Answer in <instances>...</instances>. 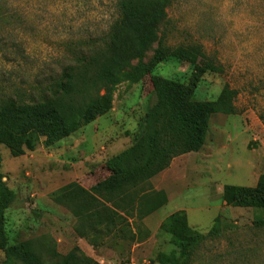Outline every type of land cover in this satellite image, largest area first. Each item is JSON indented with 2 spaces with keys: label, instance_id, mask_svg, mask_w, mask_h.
I'll return each instance as SVG.
<instances>
[{
  "label": "rangeland",
  "instance_id": "rangeland-1",
  "mask_svg": "<svg viewBox=\"0 0 264 264\" xmlns=\"http://www.w3.org/2000/svg\"><path fill=\"white\" fill-rule=\"evenodd\" d=\"M117 1L0 0V100L50 97L66 66L107 42ZM166 12L163 47L199 52L193 65L171 54L161 60L154 43L132 61L105 113L16 157L0 145V182L11 192L0 222V264H35L8 251L20 242L46 264L75 247L98 264H160L159 253L179 255L159 226L176 211L203 236L186 264H264V209L221 198L223 186H254L264 173V0H170ZM154 75L216 104L205 142L144 185L165 191L170 201L142 219L129 217L133 237L80 235L52 193L69 182L89 189L109 174L106 161L129 147L143 125Z\"/></svg>",
  "mask_w": 264,
  "mask_h": 264
},
{
  "label": "trees",
  "instance_id": "trees-1",
  "mask_svg": "<svg viewBox=\"0 0 264 264\" xmlns=\"http://www.w3.org/2000/svg\"><path fill=\"white\" fill-rule=\"evenodd\" d=\"M170 0H118V19L110 27L107 42L87 56L66 66L54 83L50 97L23 104L0 100V145L12 156L33 150L42 142L53 144L105 113L117 85L126 77L133 60H140L154 43L156 55L186 59L194 64L197 54L183 48L170 51L163 47L159 25L167 16ZM153 102L147 107L141 129L131 145L106 161L109 174L89 189L69 182L52 193L55 203L67 208L76 220L80 235L134 236L129 217L142 219L167 203L162 190L144 189L149 180L167 168L175 156L195 152L203 146L215 103L198 101L177 81L151 76ZM223 93H229L224 88ZM11 198L0 182V222ZM225 204L264 209V173L254 186H223ZM160 229L173 237L174 251L159 253L160 264H186L203 236L192 229L185 212L167 216ZM4 239L1 246L4 248ZM23 260L44 263L29 242L8 248ZM50 264H98L77 247Z\"/></svg>",
  "mask_w": 264,
  "mask_h": 264
},
{
  "label": "crops",
  "instance_id": "crops-1",
  "mask_svg": "<svg viewBox=\"0 0 264 264\" xmlns=\"http://www.w3.org/2000/svg\"><path fill=\"white\" fill-rule=\"evenodd\" d=\"M172 162V161H171ZM171 164V163H170ZM153 189H155V190H160V188H156V187H154ZM165 192V191H164ZM166 196H167V194H166ZM170 198H169V196H167V202H169L170 200H169ZM161 208V207H160ZM159 208V209H160Z\"/></svg>",
  "mask_w": 264,
  "mask_h": 264
}]
</instances>
